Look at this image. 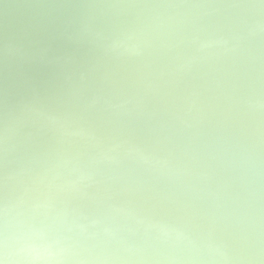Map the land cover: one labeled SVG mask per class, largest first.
<instances>
[{
    "label": "clouds",
    "instance_id": "clouds-1",
    "mask_svg": "<svg viewBox=\"0 0 264 264\" xmlns=\"http://www.w3.org/2000/svg\"><path fill=\"white\" fill-rule=\"evenodd\" d=\"M0 264H264V0H0Z\"/></svg>",
    "mask_w": 264,
    "mask_h": 264
}]
</instances>
